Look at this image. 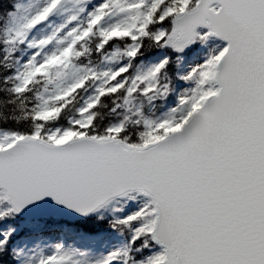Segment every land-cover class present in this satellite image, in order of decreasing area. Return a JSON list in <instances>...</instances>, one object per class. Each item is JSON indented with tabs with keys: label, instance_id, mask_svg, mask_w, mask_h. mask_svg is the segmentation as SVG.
Returning a JSON list of instances; mask_svg holds the SVG:
<instances>
[{
	"label": "snow or ice",
	"instance_id": "6c2138e0",
	"mask_svg": "<svg viewBox=\"0 0 264 264\" xmlns=\"http://www.w3.org/2000/svg\"><path fill=\"white\" fill-rule=\"evenodd\" d=\"M0 264H264V0H0Z\"/></svg>",
	"mask_w": 264,
	"mask_h": 264
}]
</instances>
